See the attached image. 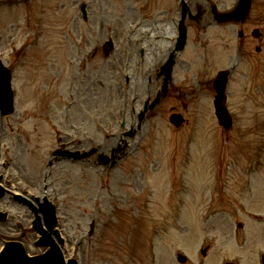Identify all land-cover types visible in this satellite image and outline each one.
I'll use <instances>...</instances> for the list:
<instances>
[{
    "label": "rangeland",
    "instance_id": "obj_1",
    "mask_svg": "<svg viewBox=\"0 0 264 264\" xmlns=\"http://www.w3.org/2000/svg\"><path fill=\"white\" fill-rule=\"evenodd\" d=\"M218 1L201 2L205 9L201 23L186 20L191 27L189 47L176 66V100L165 99L145 113L144 149L108 170V166H98L97 157L119 156L135 136L125 134L126 128L116 130L123 91L128 87L124 75L138 90L147 69L165 61L167 47L152 37L157 32L165 34L167 24L173 30L169 16L174 14V0H0V58L12 69L17 91L15 114L0 118V143L8 142L4 151L11 155L12 166L27 169L38 180L25 182L38 186L46 183L42 167L51 160L58 140L69 150L96 149L78 169L68 161H53L49 168L55 177L61 176L57 186L63 203L58 214L66 237V257H73L76 238L83 235L84 257L94 251L97 262L103 249L110 251L96 264H177L178 252L187 256L185 264H212L218 253L219 264L229 260L259 264L264 221L257 223L255 218L257 214L264 217V209L254 206L264 205V55L241 58L242 72L247 75L254 68L257 91L258 79L261 82L258 104L249 102L250 81L234 75L228 99L236 115L235 128L221 132L213 111L212 82L220 70L236 62L240 30L234 24L219 26L207 19L210 6L233 7L234 0ZM81 2L87 4L86 21L80 14ZM259 9L262 15L257 20L264 34V2ZM190 12L197 14L193 6ZM134 29L136 35L131 34ZM109 40L111 51L104 48ZM155 45L163 51L154 57ZM125 61L129 63L124 66ZM154 81L155 73L147 89L145 79L143 97L154 95ZM171 106L184 115L186 123L180 129L168 123ZM222 152L239 160L231 172L236 181L215 176L225 164ZM4 155L0 145V159ZM35 159L42 160L39 174ZM222 193L242 197L248 221L244 242L235 236L240 214H223L222 219L207 214L203 202ZM8 204L2 199L0 209ZM134 215L142 223L137 235L129 238L115 233L123 225H134ZM92 217L98 227L89 236L87 224ZM205 246L208 250L202 257L200 250Z\"/></svg>",
    "mask_w": 264,
    "mask_h": 264
},
{
    "label": "water",
    "instance_id": "obj_2",
    "mask_svg": "<svg viewBox=\"0 0 264 264\" xmlns=\"http://www.w3.org/2000/svg\"><path fill=\"white\" fill-rule=\"evenodd\" d=\"M240 3L241 0L238 3V8H240ZM0 68L3 69L0 65ZM0 102L3 103V108H6L5 110L7 111V109L9 110L11 107V94L9 91V78H8V72L3 69L0 72ZM221 100H219L218 104H217V114L220 118H226V113L224 108L220 105ZM172 121L178 125V121H176V119H172ZM222 121V120H221ZM224 122V121H222ZM37 259H34L33 262L34 264H37ZM43 264H47V263H43Z\"/></svg>",
    "mask_w": 264,
    "mask_h": 264
},
{
    "label": "flooded vegetation",
    "instance_id": "obj_3",
    "mask_svg": "<svg viewBox=\"0 0 264 264\" xmlns=\"http://www.w3.org/2000/svg\"><path fill=\"white\" fill-rule=\"evenodd\" d=\"M0 180H2V176H0ZM8 187H10V184L8 185ZM4 190H5V187H4ZM7 190L9 191L10 189L7 188ZM29 193L30 192L27 189H23V190L21 189L22 196L32 200L33 196ZM23 219H25V217L21 218L19 222L9 223V225L5 227V230H4V227H0L1 228L0 235L5 236L11 240H15L17 239V233H19V229H21V238H22L21 240H23L24 242L28 241L29 237L31 236V231L29 229L28 224H26L25 226H21V225H24Z\"/></svg>",
    "mask_w": 264,
    "mask_h": 264
},
{
    "label": "bare ground",
    "instance_id": "obj_4",
    "mask_svg": "<svg viewBox=\"0 0 264 264\" xmlns=\"http://www.w3.org/2000/svg\"><path fill=\"white\" fill-rule=\"evenodd\" d=\"M143 29L139 30L138 33H140Z\"/></svg>",
    "mask_w": 264,
    "mask_h": 264
}]
</instances>
